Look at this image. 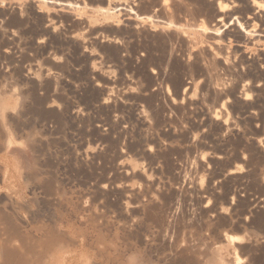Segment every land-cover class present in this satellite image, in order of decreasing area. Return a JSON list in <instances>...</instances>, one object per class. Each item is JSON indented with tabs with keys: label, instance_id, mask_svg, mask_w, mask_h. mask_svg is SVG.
<instances>
[{
	"label": "rangeland",
	"instance_id": "374dc122",
	"mask_svg": "<svg viewBox=\"0 0 264 264\" xmlns=\"http://www.w3.org/2000/svg\"><path fill=\"white\" fill-rule=\"evenodd\" d=\"M0 264H264V0H0Z\"/></svg>",
	"mask_w": 264,
	"mask_h": 264
},
{
	"label": "bare ground",
	"instance_id": "6f19581e",
	"mask_svg": "<svg viewBox=\"0 0 264 264\" xmlns=\"http://www.w3.org/2000/svg\"><path fill=\"white\" fill-rule=\"evenodd\" d=\"M53 4H54V3H53ZM56 5H57V4H56ZM160 7H161V6H160ZM151 18H152V17H151ZM161 18H162V17H161ZM248 18H249V17H248ZM148 19H149V18H148ZM222 23H223V22H222ZM152 30H153V29H152ZM213 30H215V29H213ZM216 30H217V29H216ZM207 31H209V30H207ZM210 31H211V30H210ZM246 31H247V30H246ZM212 32H213V31H212ZM218 32H219V31H218ZM153 33H154V32H153ZM216 33H217V32L214 33V36H217ZM248 33H249V32H248ZM246 36H247V35H246ZM246 36H245V37H246ZM242 37H243V35H242ZM215 38H216V37H215ZM217 38H218V37H217ZM224 45H225V43L223 44V46H224ZM227 46H229V45H227ZM225 47H226V46H225ZM239 47H240V46H239ZM219 49H220V48H219ZM219 49H218V50H219ZM221 49H222V48H221ZM210 51H211V50H210ZM221 51H222V50H221ZM177 52H178V51H177ZM159 53H160V52H159ZM211 53H212V52H211ZM165 54H166V53H165ZM182 54H183V53H182ZM189 56H190V55H189ZM212 56H213V55H212ZM187 60H188V59H187ZM215 60H216V59H215ZM219 60H220V58H219ZM192 61H193V60H192ZM192 61H191V62H192ZM212 61H213V60H212ZM165 66H166V65H165ZM203 73H204V72H203ZM187 82H188V81H187ZM215 90H216V89H215ZM12 262H13V260H12Z\"/></svg>",
	"mask_w": 264,
	"mask_h": 264
}]
</instances>
